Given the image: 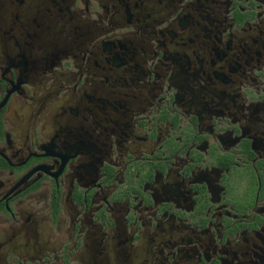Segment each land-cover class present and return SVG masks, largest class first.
<instances>
[{
  "label": "flooded vegetation",
  "instance_id": "af4514ba",
  "mask_svg": "<svg viewBox=\"0 0 264 264\" xmlns=\"http://www.w3.org/2000/svg\"><path fill=\"white\" fill-rule=\"evenodd\" d=\"M0 264H264V0H0Z\"/></svg>",
  "mask_w": 264,
  "mask_h": 264
}]
</instances>
